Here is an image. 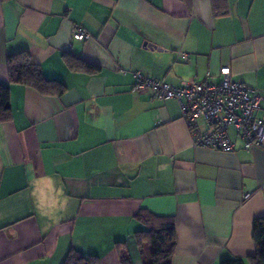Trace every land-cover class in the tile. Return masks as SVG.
I'll return each instance as SVG.
<instances>
[{
  "label": "crops",
  "instance_id": "crops-1",
  "mask_svg": "<svg viewBox=\"0 0 264 264\" xmlns=\"http://www.w3.org/2000/svg\"><path fill=\"white\" fill-rule=\"evenodd\" d=\"M225 8L0 0V81L8 56L26 51L47 80L65 86L56 96L10 84L11 118L0 122V264H63L71 247L120 264L116 242L131 264H144L139 211L173 219L171 264L247 262L253 220L264 217V140L247 150L229 128L233 150L194 146L175 100L134 89L136 72L178 86L217 80L222 67L264 88V0H225ZM75 28L90 37L75 40Z\"/></svg>",
  "mask_w": 264,
  "mask_h": 264
},
{
  "label": "built area",
  "instance_id": "built-area-1",
  "mask_svg": "<svg viewBox=\"0 0 264 264\" xmlns=\"http://www.w3.org/2000/svg\"><path fill=\"white\" fill-rule=\"evenodd\" d=\"M90 35L83 28L73 30L75 40H87ZM184 57V56H183ZM194 79L172 86L164 81L147 78L135 73L134 89L152 91L151 97L160 100L173 99L191 132L193 145L221 151H231L234 144L228 131L232 128L247 150L261 146L264 140V114L257 117L264 100V88H252L231 78L230 68L220 69V78ZM203 121L206 129H199ZM244 193L242 199H247Z\"/></svg>",
  "mask_w": 264,
  "mask_h": 264
},
{
  "label": "trees",
  "instance_id": "trees-1",
  "mask_svg": "<svg viewBox=\"0 0 264 264\" xmlns=\"http://www.w3.org/2000/svg\"><path fill=\"white\" fill-rule=\"evenodd\" d=\"M215 14L225 13V0H212ZM67 62L71 61L84 70H93L95 67L82 60H73L66 56ZM77 62V63H76ZM7 82L0 81V122L11 118L10 84H22L36 89L44 95L60 96L65 86L54 80H47L40 67L35 64L26 51H21L8 56ZM135 218L138 219L144 229L135 232V240L139 250L146 245L149 254L144 264H171L176 247V234L174 221L168 217H160L148 211H139ZM251 238L254 253L247 258H227L220 264H264V217H256L252 223ZM116 250L120 264H131L124 242H116ZM63 264H100V259L93 255H84L76 248L71 247L64 259Z\"/></svg>",
  "mask_w": 264,
  "mask_h": 264
}]
</instances>
